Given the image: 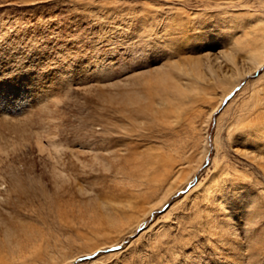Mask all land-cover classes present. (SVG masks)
<instances>
[{
    "label": "rangeland",
    "instance_id": "obj_1",
    "mask_svg": "<svg viewBox=\"0 0 264 264\" xmlns=\"http://www.w3.org/2000/svg\"><path fill=\"white\" fill-rule=\"evenodd\" d=\"M220 2L0 0V264H264V138L248 137L264 127V65L233 87L206 70L232 73L221 53L244 46L264 0ZM175 106L178 121L155 116ZM132 198L154 208L123 238L83 226L90 208Z\"/></svg>",
    "mask_w": 264,
    "mask_h": 264
},
{
    "label": "bare ground",
    "instance_id": "obj_2",
    "mask_svg": "<svg viewBox=\"0 0 264 264\" xmlns=\"http://www.w3.org/2000/svg\"><path fill=\"white\" fill-rule=\"evenodd\" d=\"M243 0H221V5H226L225 7H232V6H235V5H238L239 4H242ZM223 7V8H225ZM231 9V8H230ZM224 14L222 15V17L224 18H227V17H238L239 16H234L230 13L231 10L229 9H226L224 10ZM247 16L245 15H242L240 20L241 21H245L247 18L246 17H250L251 15L249 14H246ZM201 21V20H200ZM251 21V19H250ZM254 26V32H252L251 34V37L248 36L249 34L246 33L244 36H243V41H238V45H244L242 46L240 49H233L231 50V52H222L221 53V57L226 61L228 62L230 65H231V69H232V73L231 74H226V72L223 70L222 73H220L215 67H213V65H210L208 64L207 65V69L208 70L207 72L209 73V75L212 76V80L214 81H223V80H226L224 82V84L227 82H230L231 86L233 87L236 82L242 78V77H245L247 75H250L251 73H253V71L263 67L264 65V17H259L255 23H253ZM246 30V29H245ZM250 33V32H249ZM230 38V37H229ZM231 39V38H230ZM245 40V41H244ZM239 51H243L244 54L242 56V64L240 65L239 63H237V59L235 57V53L237 54V52ZM13 66V65H12ZM204 67V65H203ZM186 73V72H185ZM27 74V73H26ZM29 74V73H28ZM27 74V76H28ZM40 74V73H38ZM188 74H191L192 75V78L194 77L195 79V82H194V86L192 89H190V91L194 94H203L205 93V90L204 88H202V81L204 80V76L206 74H204L203 72V68L201 65H198L194 70H189ZM223 74V75H222ZM17 75V74H16ZM20 75H25V74H20ZM43 75V74H42ZM19 76V74H18ZM26 76V75H25ZM26 76V77H27ZM21 77V76H20ZM16 78V77H15ZM25 78V77H24ZM23 78V80H24ZM207 78V77H206ZM163 79V78H162ZM179 79V78H178ZM15 80V79H14ZM22 80V79H21ZM27 80V79H26ZM25 80V82H26ZM180 80V79H179ZM17 81V80H15ZM206 81V80H204ZM203 81V82H204ZM9 82V81H8ZM22 82V81H21ZM13 83V82H12ZM202 83V84H200ZM205 83V82H204ZM20 84V82L18 83ZM25 84V83H24ZM206 84V83H205ZM234 84V85H233ZM6 85V84H5ZM10 85V84H9ZM13 86V84H11ZM23 85V84H21ZM0 86H3L0 82ZM17 86V85H16ZM24 86V85H23ZM228 87V86H227ZM231 87V88H232ZM230 88V87H229ZM1 89V88H0ZM8 89V88H7ZM13 90V88H11ZM10 89V90H11ZM226 89V88H225ZM258 89V88H257ZM9 90V89H8ZM23 90V89H22ZM227 90V89H226ZM21 92V90H19ZM13 92H15L13 90ZM16 92H17V89H16ZM15 92V93H16ZM23 92H27L29 93V95L32 97V94L34 93H31L32 91L31 90H26L24 89ZM182 92V91H181ZM190 92V94H191ZM225 92V91H224ZM255 96L256 98L254 99L255 102H261V99L260 98V94H262V91L261 90H255ZM253 92V93H254ZM164 93V92H163ZM7 94V93H6ZM23 94V93H22ZM26 94V93H24ZM35 94V93H34ZM37 94V93H36ZM43 94V93H42ZM188 94V93H187ZM17 95V94H16ZM4 96V95H3ZM8 96V94H7ZM19 96V95H17ZM23 96V95H22ZM27 96V95H26ZM202 96V95H201ZM6 97V96H5ZM28 97V96H27ZM30 97V99H31ZM33 97H36V96H33ZM41 97V96H39ZM187 97V96H186ZM8 102H9V97H6ZM19 98V97H18ZM17 98V100H18ZM38 98V97H37ZM36 98V100H37ZM24 99V98H23ZM35 100V98H33ZM39 99V98H38ZM5 100V99H4ZM6 100V101H7ZM11 100V99H10ZM16 100V99H15ZM20 100V98H19ZM33 100V101H34ZM161 100V99H160ZM1 101V100H0ZM26 101V100H24ZM32 101V102H33ZM38 101V100H37ZM178 101V100H177ZM29 102V101H28ZM195 102V101H194ZM4 103V101H3ZM8 104V103H7ZM20 103H18L19 105ZM134 104V103H133ZM150 104V102H149ZM188 104V103H187ZM217 104V102H216ZM28 106V103L26 104ZM136 105H139L138 103ZM2 106V105H1ZM135 106V105H134ZM132 106V107H134ZM3 107V106H2ZM15 107V106H13ZM20 107V106H19ZM29 107H31V104H29ZM5 108V107H4ZM181 108L182 107H179V106H175V107H172L171 109H169L168 111H162V112H156L155 113V116H158L157 119H159V121L162 123V124H168L167 121L171 118L173 119L171 123L175 122V121H178L181 117ZM50 109V108H49ZM48 109V110H49ZM52 109V108H51ZM145 110V109H144ZM29 112V111H28ZM136 112V111H135ZM30 113V112H29ZM27 113V114H29ZM129 113V112H128ZM149 113V112H148ZM152 113V112H151ZM25 114V113H24ZM49 114V112H48ZM47 114V116H48ZM4 116V115H3ZM154 116V115H153ZM196 117V116H194ZM22 118V116H21ZM156 119V118H155ZM133 120V119H132ZM143 120V119H142ZM50 121V120H49ZM171 121V120H170ZM46 122V121H45ZM145 121H143L144 123ZM54 123V122H53ZM142 123V122H141ZM147 123V122H146ZM152 123V122H151ZM170 123V124H171ZM237 124V123H236ZM51 125V123L49 124ZM53 125V124H52ZM62 125V124H61ZM139 125V124H138ZM25 126L27 125H21V128L23 129ZM45 126V125H44ZM128 126V125H127ZM143 126V125H142ZM19 127V126H18ZM20 128V127H19ZM48 128V127H46ZM55 128V126H54ZM137 128V127H136ZM158 128V127H157ZM160 128V127H159ZM235 129V128H234ZM10 130V129H9ZM13 129H11L12 131ZM51 130H55V129H52ZM127 130V129H126ZM125 130V131H126ZM252 130V129H251ZM249 130L250 134L248 135V137H253L255 139V143L256 145H259L260 146V138H264V127H260V126H257V128H255V131H251ZM27 131V129H26ZM26 131H23V132H26ZM29 131V130H28ZM47 131V130H46ZM13 132V131H12ZM19 133V131H17ZM31 132V131H30ZM52 131H50L51 133ZM14 133H16L14 131ZM47 133V132H46ZM246 133V132H245ZM11 134V132H10ZM54 134H55V131H54ZM198 134V133H197ZM15 135V134H13ZM17 137H18V134H16ZM21 135H19V138H20ZM29 137V136H28ZM31 137V136H30ZM206 137V136H205ZM22 138V137H21ZM17 139V138H16ZM23 139V138H22ZM21 139V140H22ZM25 140L26 137H24ZM252 139V138H251ZM38 144V143H37ZM39 145V144H38ZM37 145V147H38ZM41 146V145H40ZM43 147V146H42ZM56 148V147H55ZM54 148V149H55ZM40 149V148H39ZM152 149V148H151ZM161 150V149H160ZM261 150V149H260ZM41 151V150H40ZM49 152V151H48ZM50 155V154H49ZM147 158V157H146ZM144 159V158H143ZM166 160V159H165ZM155 160L153 159L152 156H148V158L144 161H141V168L143 169H149L150 168H153L154 165H155ZM174 162V161H173ZM57 164V163H56ZM139 164V163H138ZM160 164V163H159ZM58 165V164H57ZM175 165V164H174ZM137 167V165H136ZM172 170H173V167H171L170 164L166 163L163 165L162 167V170L160 171V175H158V173L156 175H154V178H153V181H161L160 179H164L165 177H168L170 176V174L172 173ZM196 171V170H195ZM143 172V171H142ZM147 172V171H146ZM150 172V171H149ZM158 175V176H157ZM150 176V175H149ZM146 177V176H145ZM191 178V177H190ZM178 179H174V181H172L170 184H169V187L163 197V199H165L167 197V195L170 194L171 191L174 190L176 184H177V181ZM144 181V180H143ZM225 181V180H224ZM148 182V181H147ZM157 182V183H158ZM219 176L218 174H215L214 177H212V179L210 180V182L206 185H204V190L205 192L211 196V194L213 193L214 191V186L215 185H219ZM144 182H141L139 181V186L138 187H141V185H143ZM225 183V182H224ZM148 184V183H147ZM136 185V184H135ZM158 186V185H157ZM155 186V187H157ZM225 186V185H224ZM241 186V185H240ZM219 188L216 187L215 190L219 189L220 191H222V187L219 185L218 186ZM148 188V187H147ZM224 189V187H223ZM218 190V191H219ZM164 193V192H163ZM218 193V192H217ZM225 193V192H224ZM224 193H221L224 194ZM142 194V193H141ZM129 196V195H128ZM127 196V197H128ZM133 196V195H132ZM190 196V195H189ZM130 197V196H129ZM128 197V198H129ZM206 198V197H205ZM209 198V197H208ZM207 198V199H208ZM213 198V197H212ZM135 199V198H134ZM133 198L132 200L130 199L127 203V206H125L126 208L120 210V211H115L111 209H109L107 206L103 207V210L102 209H97V208H90L86 215L83 216L81 218L82 220V223H83V226L86 227L89 232H91L92 235L96 236L97 239L96 240H99L100 237H106L105 240H107L106 242H104V244H108V243H114L117 239H111L110 235H114L116 237H119L118 239H120L121 237L123 238L124 235L129 231V229L133 226V224L135 222H139L140 221V218L141 216L143 215H146L149 211H152V209L154 207H151V208H143V209H138L137 210V201H135ZM104 200V199H102ZM107 199H105L104 201H106ZM118 200V199H117ZM133 200L135 201V203L133 202ZM213 200V199H212ZM218 200V199H217ZM109 201H106L104 203H107ZM217 202V201H216ZM222 202V201H221ZM103 203V202H102ZM112 203V202H111ZM110 204V203H109ZM108 204V206H109ZM114 204V203H113ZM221 204H219L220 206ZM120 206V205H118ZM151 206V205H150ZM224 206V205H223ZM96 207V206H95ZM114 208V207H113ZM160 208V207H159ZM222 208V207H221ZM118 209V208H117ZM157 209V208H156ZM223 210V209H222ZM155 211V210H154ZM225 213V212H224ZM143 220V219H142ZM220 220V219H219ZM212 225V224H211ZM213 226V225H212ZM211 226V227H212ZM210 227V228H211ZM219 227V226H218ZM133 229V228H131ZM133 230H131L132 232ZM136 231V230H135ZM212 232V230H210ZM216 231V230H215ZM221 234H223L221 231H220ZM132 234V233H131ZM220 235V234H219ZM129 236V235H128ZM215 236V235H214ZM222 236V235H221ZM113 237V236H112ZM108 239H111V240H108ZM121 241V240H120ZM122 242V241H121ZM119 244V243H118ZM39 246V245H38ZM112 246V245H111ZM34 248V247H33ZM40 248H41V245H40ZM39 248V249H40ZM35 249V248H34ZM47 249V248H45ZM44 249V250H45ZM32 250V249H31ZM130 250V249H129ZM18 251V249H17ZM96 251V250H95ZM4 253V252H3ZM23 253V252H22ZM49 253V252H48ZM235 253V252H234ZM27 254V253H26ZM34 254V253H33ZM88 254V253H87ZM14 256V255H13ZM24 256H25V253H24ZM81 256V255H80ZM12 257V256H11ZM21 258V257H20ZM28 258V256H27ZM36 258H37V255H36ZM77 258V257H76ZM19 259V257H18ZM23 259V258H22ZM34 259V258H33ZM26 260V259H25ZM36 260V259H35ZM26 261H29V260H26ZM34 261V260H33ZM74 262V261H73ZM11 263V261H10ZM15 264V263H14ZM20 264V263H19ZM28 264V263H27Z\"/></svg>",
    "mask_w": 264,
    "mask_h": 264
}]
</instances>
